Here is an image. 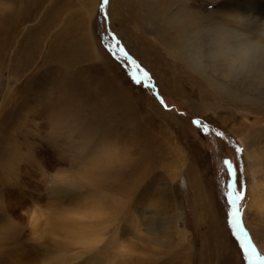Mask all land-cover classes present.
I'll return each instance as SVG.
<instances>
[{
	"label": "rangeland",
	"instance_id": "1",
	"mask_svg": "<svg viewBox=\"0 0 264 264\" xmlns=\"http://www.w3.org/2000/svg\"><path fill=\"white\" fill-rule=\"evenodd\" d=\"M142 1L0 0V264L264 258V82L239 68L264 0ZM186 11L195 68L161 41Z\"/></svg>",
	"mask_w": 264,
	"mask_h": 264
},
{
	"label": "bare ground",
	"instance_id": "2",
	"mask_svg": "<svg viewBox=\"0 0 264 264\" xmlns=\"http://www.w3.org/2000/svg\"><path fill=\"white\" fill-rule=\"evenodd\" d=\"M90 1V0H89ZM138 7L136 6L137 10L139 9V3L143 4L144 1L142 0H136ZM139 2V3H138ZM176 2L178 3V0H165V6L162 7L160 5V1L156 0L155 1V6L157 8V11L159 13L163 12V10H167L169 7L174 6V4H176ZM123 3V2H122ZM117 4V3H116ZM115 4V5H116ZM120 5V4H119ZM177 5V4H176ZM121 7V5H120ZM118 9V8H117ZM91 10V9H90ZM137 10H135L136 14H137ZM149 12V10H147ZM200 14V13H199ZM248 16V15H247ZM167 19V20H166ZM166 20V26L164 29L167 30V34L170 33V35H168L167 37H163V40L161 39V41H163L164 43H167L166 46L170 47L172 49V52L170 51L172 57L174 59H177L178 61L182 62L184 65H186L187 67L190 68H195V66H197L199 64L200 58H199V52L198 49L195 46V42H192L191 39L185 40V35L189 34V37L191 38V34L193 33V31H195L197 28H199L201 25V20L197 17V15H195V12L193 11H186V14H180L178 17H171L170 19L167 18V16H165L164 21ZM140 22V21H139ZM192 30V31H191ZM258 35V34H257ZM191 40V41H189ZM234 40V39H233ZM230 41V40H229ZM189 43V44H188ZM227 44V43H226ZM238 45V44H237ZM257 45V44H256ZM254 45V46H256ZM260 45V44H259ZM231 46V45H230ZM252 46V45H250ZM264 46V45H263ZM241 47V46H240ZM257 53H260L259 56H257L256 59L254 57H249V53H246V51H242V53L244 54V56H246V60L248 59H253L254 58V62L247 64V61L245 60L244 63H240V69L243 71L244 69H249V74H251L252 76H254L259 82L263 83L264 82V47H257ZM254 47V49H256ZM248 49V48H246ZM236 50V49H235ZM251 50V49H250ZM249 50V51H250ZM255 52V51H254ZM241 53V54H242ZM186 55L188 57H186ZM199 55V56H198ZM198 56V57H197ZM187 59H186V58ZM237 58L235 57V60ZM240 59V58H239ZM237 62V61H236ZM240 62V61H239ZM235 63V62H233ZM238 64V63H237ZM195 65V66H194ZM240 110H242L243 112L247 111L248 109L244 108V107H240ZM239 110V111H240ZM247 142H245V140H241V144L244 147L248 157L252 160H255L254 163L255 165H258V156L257 153L255 152V150H251V148H248L246 145ZM37 226L34 225L33 228L35 229ZM83 228V227H82ZM38 230V229H37ZM33 231V230H32ZM36 231V230H35ZM47 231V230H46ZM81 231L80 232V236H82V238H84V236L82 234L85 233H90V229L88 231H86L85 228H83L82 230H78ZM17 234V233H16ZM40 234V233H39ZM43 234V233H41ZM47 235L48 232L44 231V235ZM79 235V234H78ZM79 236V237H80ZM13 237V236H12ZM11 237V238H12ZM92 237V238H91ZM93 239V236H90L89 240ZM13 240V239H12ZM81 240V239H80ZM88 240V239H87ZM4 241V240H2ZM3 245V243H2Z\"/></svg>",
	"mask_w": 264,
	"mask_h": 264
},
{
	"label": "snow or ice",
	"instance_id": "3",
	"mask_svg": "<svg viewBox=\"0 0 264 264\" xmlns=\"http://www.w3.org/2000/svg\"><path fill=\"white\" fill-rule=\"evenodd\" d=\"M102 2L104 4H107L108 3V0H102ZM137 83H142V82L141 81H137ZM161 103L164 104L163 98H161ZM195 122L197 124H201L202 123L201 121H195ZM221 135H222V133H221ZM236 151H237V153H240L242 151V149H240L239 147H237L236 148ZM224 163L228 167L230 176L235 177L236 176V169H235L234 165L230 161H228V160H225ZM229 188L231 190L227 193V195L229 196L230 203L233 204V205H236V201L238 199H241L242 198V191L237 186V181L235 179L232 180L231 184L229 185ZM236 214L239 215V206H237V213ZM245 254H246V256L248 255L247 254V251H246ZM248 259L251 261V256H248ZM260 264H264V258H261Z\"/></svg>",
	"mask_w": 264,
	"mask_h": 264
}]
</instances>
